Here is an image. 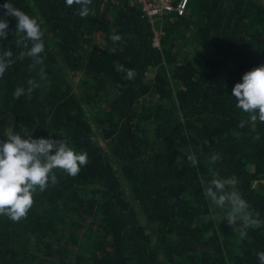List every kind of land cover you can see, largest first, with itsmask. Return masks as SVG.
<instances>
[{
	"label": "trees",
	"instance_id": "16d2710c",
	"mask_svg": "<svg viewBox=\"0 0 264 264\" xmlns=\"http://www.w3.org/2000/svg\"><path fill=\"white\" fill-rule=\"evenodd\" d=\"M10 2L40 23L45 52L43 64L17 59L0 77V140L10 117L16 133L63 138L88 163L75 177L54 170L57 183L33 194L21 221L0 216V264H259L264 226L228 225V208L210 203L200 178H234L264 221V186H255L264 180V123L240 128L248 114L232 95L264 64V0H191L186 15H166L160 48L130 0H92L86 18L65 0ZM4 18L0 51L15 57L17 21ZM68 71L81 72L79 93ZM29 79L40 87L14 98ZM182 148L198 166L180 157ZM77 229L88 240L74 249Z\"/></svg>",
	"mask_w": 264,
	"mask_h": 264
},
{
	"label": "clouds",
	"instance_id": "9594fccd",
	"mask_svg": "<svg viewBox=\"0 0 264 264\" xmlns=\"http://www.w3.org/2000/svg\"><path fill=\"white\" fill-rule=\"evenodd\" d=\"M66 6L77 5V14L81 18L93 15L90 7L92 0H65ZM3 9V17H0V39L7 40L9 31L8 20L4 17H13L17 24L15 28V45L20 49L17 56L11 49L0 51V77L3 76L17 59L32 60L33 66L43 64L42 54L45 52L43 40L44 32L37 19L15 7L10 0L0 5ZM110 39L115 43L121 40L119 35H111ZM118 72L125 73L124 78L133 80L135 71L117 66ZM42 79H46L43 69L40 71ZM40 87L34 80L27 81V87L17 86L12 95L19 99L27 95L30 99L33 91ZM232 95L236 100V108L242 113L248 114V121L241 119L239 127L246 123H255L257 120L264 123V64L252 68L242 76V82H238L232 89ZM6 139L0 140V216H6L13 222H19L25 218L31 209L34 199L33 194L39 190L47 189L49 182L57 183V175L54 170L60 169L69 176L79 174L81 167L88 163L87 154L77 152L63 138H26L19 133L8 130L4 134ZM218 159L216 154L207 158L209 164H215ZM189 166L196 167L199 160L194 153L187 155ZM204 193L211 204L223 209L228 208L226 221L231 227L238 223L242 230L259 229L264 226V221L258 218L250 210V205L243 196L235 190L236 180L211 178L205 180L201 177ZM232 190H229V189ZM259 264H264V251L257 252Z\"/></svg>",
	"mask_w": 264,
	"mask_h": 264
},
{
	"label": "built area",
	"instance_id": "2783aa9c",
	"mask_svg": "<svg viewBox=\"0 0 264 264\" xmlns=\"http://www.w3.org/2000/svg\"><path fill=\"white\" fill-rule=\"evenodd\" d=\"M130 3L137 6L142 17L152 25V42L158 48L164 35L162 23L166 15L184 16L191 9V0H130Z\"/></svg>",
	"mask_w": 264,
	"mask_h": 264
},
{
	"label": "rangeland",
	"instance_id": "374dc122",
	"mask_svg": "<svg viewBox=\"0 0 264 264\" xmlns=\"http://www.w3.org/2000/svg\"><path fill=\"white\" fill-rule=\"evenodd\" d=\"M156 73H157V68H152V69H150L149 70V72H148V77L150 78V79H153L154 77H155V75H156ZM80 77H81V72H72V71H68V74H67V78L69 79V81L71 82V84H72V86H73V90L76 92V93H79V81H80ZM167 120V122H173V121H175V118H173V117H169V118H167L166 119ZM3 131H4V133L6 134V132L8 131V130H12V131H14L15 132V130H14V127H13V121H12V119L9 117V118H7V120L5 121V123H4V126H3ZM191 151L189 150V149H187V148H182L181 150H180V157L181 158H184V156L185 155H187V154H189ZM192 153V152H191ZM255 186L257 187V188H260V187H262V186H264V180H262V181H258V182H256L255 183ZM142 222L145 224V225H148V229L151 231L153 228H152V226H153V224L152 223H147V221L143 218L142 219ZM76 231H78V229L76 230ZM84 231L85 230H83V231H78V234H79V241H78V243L76 244V247L73 245V244H71V247L73 246V248L74 249H78V248H80V247H86V245H87V237H85L83 234H84ZM70 247V248H71Z\"/></svg>",
	"mask_w": 264,
	"mask_h": 264
}]
</instances>
